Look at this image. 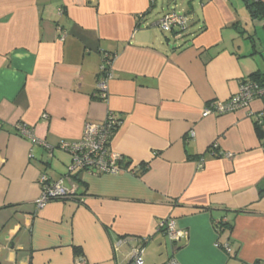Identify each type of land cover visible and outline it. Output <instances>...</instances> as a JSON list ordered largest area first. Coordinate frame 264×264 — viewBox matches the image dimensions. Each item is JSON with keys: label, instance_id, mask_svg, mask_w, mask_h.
I'll return each mask as SVG.
<instances>
[{"label": "crops", "instance_id": "obj_1", "mask_svg": "<svg viewBox=\"0 0 264 264\" xmlns=\"http://www.w3.org/2000/svg\"><path fill=\"white\" fill-rule=\"evenodd\" d=\"M163 2L0 0V264H76L78 255L133 264L126 255L139 243L144 264H264V138L254 127L264 103L201 116L252 73L264 79V48L250 33L264 14L243 0H187L180 11L183 1ZM169 11L188 17L185 33L160 29ZM103 53L113 55L104 100ZM107 111L121 119L110 149L130 163L67 175L79 198L36 208L39 177L63 176L70 156L55 147L49 156L14 124L54 146ZM164 218L179 239L159 229ZM220 221L231 228L218 231Z\"/></svg>", "mask_w": 264, "mask_h": 264}, {"label": "built area", "instance_id": "obj_2", "mask_svg": "<svg viewBox=\"0 0 264 264\" xmlns=\"http://www.w3.org/2000/svg\"><path fill=\"white\" fill-rule=\"evenodd\" d=\"M187 22L188 17L185 14L177 11H169L158 19L157 24L162 30H169L176 27L177 35L179 36L186 32ZM112 59V54H102V64L98 72L96 95L103 100L106 98V80L113 75L111 67ZM255 98H260L264 103V82H259L253 78H246L240 82L237 91L228 99L210 100L207 102L202 108L201 116L222 114L239 108H248L250 102ZM252 115L250 114V116ZM254 120L264 126V106L254 114ZM120 123L121 119L113 111H107L105 118L101 122L86 121L79 139L72 141L60 140L54 146L45 141L36 140L33 137L31 126L25 122L18 121L14 124L15 130L20 136L40 143L49 151V156H51V151L54 147L66 152L70 156V161L63 176L55 181H50L45 174L39 177L41 188L39 196L34 201L36 208H41L46 202L53 199L64 200L71 197L79 198L80 194L76 191L74 184L71 187L64 185L63 180L67 175L81 170H86L94 174L117 173L126 167L123 162V156L110 149L112 134ZM193 136V131H190L188 137L191 138ZM215 147L216 144L214 143L212 149ZM227 155L229 156L231 153H227ZM199 163L202 165V160ZM158 227L159 229L162 228L171 240L179 239L182 235V232L176 228L174 221L170 218L161 219ZM143 247V243L131 246L126 255L128 260L133 264H144L142 258ZM75 262L76 264H88L86 258L80 255L76 256ZM163 264L180 263L175 257H170Z\"/></svg>", "mask_w": 264, "mask_h": 264}, {"label": "trees", "instance_id": "obj_3", "mask_svg": "<svg viewBox=\"0 0 264 264\" xmlns=\"http://www.w3.org/2000/svg\"><path fill=\"white\" fill-rule=\"evenodd\" d=\"M245 2V5L247 6V8L249 9L250 13L252 14L253 17H257L258 15L260 14H264V6H262L261 2L259 0H243ZM250 78H253L259 82H264V79L258 77L257 74L255 73H252L250 75ZM254 127H255V130H256V134L258 135L259 138H264V126L257 123L256 120H254ZM214 145V142L211 144L210 147H213ZM211 149V148H209ZM211 151V150H210ZM213 151V149H212ZM124 165L127 166L128 163H130L128 160H124ZM139 165H143L144 168L142 169L145 170V166L146 164L143 163V162H140ZM262 192V190H260V193ZM216 229L218 231L224 229V228H231V225H229L228 223H224V222H221L220 223H217L216 224Z\"/></svg>", "mask_w": 264, "mask_h": 264}, {"label": "rangeland", "instance_id": "obj_4", "mask_svg": "<svg viewBox=\"0 0 264 264\" xmlns=\"http://www.w3.org/2000/svg\"><path fill=\"white\" fill-rule=\"evenodd\" d=\"M175 1H176V3L178 5H181L182 4V1H183V6H178L176 8L177 11H180L182 7H185V4H186V1L187 0H182V1L181 0H175ZM167 2H168V0H164V2L161 5H163L165 7V6L168 5ZM158 10H160V8L155 9V11H158ZM263 23H264V18L263 19L260 18V19L254 20L253 21V28H254V30L251 28L250 33L253 34L254 40H256V42H260L261 45H262V47L264 48V27H263ZM158 32H160L162 34V32L160 31V29H158ZM63 169H64V166H63V164H61V170L60 171H63ZM164 239H165V242H167L166 241V238H163V240ZM149 255L151 256V258L154 257V253L152 252L151 249H147L146 250V252H145V259ZM155 258H156V256H155Z\"/></svg>", "mask_w": 264, "mask_h": 264}]
</instances>
